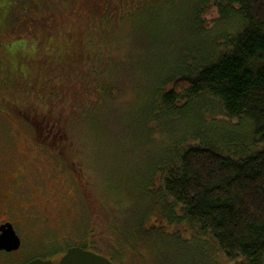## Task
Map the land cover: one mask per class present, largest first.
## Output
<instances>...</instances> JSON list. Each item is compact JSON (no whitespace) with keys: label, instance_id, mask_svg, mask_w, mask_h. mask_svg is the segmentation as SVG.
Masks as SVG:
<instances>
[{"label":"trees","instance_id":"trees-1","mask_svg":"<svg viewBox=\"0 0 264 264\" xmlns=\"http://www.w3.org/2000/svg\"><path fill=\"white\" fill-rule=\"evenodd\" d=\"M170 5L178 20L162 17L161 7ZM16 32L23 44L7 51L17 63L0 70V113L24 115L35 94L60 101L58 120L34 117V135L41 145L55 144L64 159L80 150L67 141L76 129L97 111L127 109L130 94L139 93L134 121L145 132L193 116L176 129L181 133L168 160L132 195L123 184L115 188L121 196L108 192L111 207L100 208L98 220L88 208L93 197L87 199L93 252L113 264H138L168 237L175 246L208 245L206 260L213 253L238 264L262 263L264 0H0V36ZM195 42L202 50L190 47ZM140 84L148 88L138 90ZM63 86L75 105L69 95L55 96ZM45 100L38 105L47 107ZM60 117L72 123L69 129ZM242 122L252 124L248 141L222 145L207 136L219 123ZM115 136L130 147L122 134Z\"/></svg>","mask_w":264,"mask_h":264},{"label":"rangeland","instance_id":"rangeland-1","mask_svg":"<svg viewBox=\"0 0 264 264\" xmlns=\"http://www.w3.org/2000/svg\"><path fill=\"white\" fill-rule=\"evenodd\" d=\"M174 8V5H170L166 8L161 7V11H164L162 17L167 18V21L178 20L177 15L176 18H174ZM170 12L173 14L172 17L169 14ZM225 26L226 24L223 27ZM17 38H19L18 32L13 35L0 36V70L5 68L8 64L7 62L17 63V60H19L18 56H16V59H12L10 55L11 51H16L17 48L21 46V43L23 44V41ZM6 41L8 44L5 43ZM190 47H193L197 52L202 50L198 42L193 43ZM7 51L10 52L7 53ZM30 52L31 51L24 53L32 55ZM22 66L25 68L26 65L24 64ZM9 67L10 71H12L13 67ZM20 70L22 71V69ZM3 76L4 74L0 72V78ZM77 86L78 87H73L74 91L81 87L80 85ZM142 86L146 85L140 84L138 90ZM146 87L148 88V86ZM59 91L60 93H55V96L62 94L63 97H58V99H66V96L69 95L71 100L73 92L71 93V90L69 91L66 86H63L56 92ZM38 93L40 94L41 92ZM83 95L84 93L78 95V99L80 100ZM138 95H129L131 102L128 104L127 109L121 107L117 109V107H114L110 112L106 109L97 111L94 120L90 123H86V125L83 126V130L76 129L75 136L69 135L72 142L68 138V143L73 144L74 147H79L80 150L76 151L74 155L71 154L67 159L66 157L65 159L62 158L63 156L60 154L59 148H57L55 144H49L48 146L41 145L37 142L34 135V129L37 128L36 119H40L42 115L47 116V121L52 119L58 120L56 112L62 108V105L59 104L60 101H57V99L56 101H47L45 97L38 98L35 94L28 103L31 111L24 115L22 114L19 117L16 112H5V110L3 114L0 113V173L2 172L0 176L6 177L9 170L17 171L20 170L21 166L24 171V182H26L30 190L33 191L30 192L28 196L18 199V206H20L22 210L27 206V211H29L28 206L32 197L33 200L51 197V203L52 206L54 205L53 208L55 212L57 209L64 210L61 219L67 221L65 224H71L69 234H66L65 229H60V235H62L63 231L65 232L64 235H75L74 232L79 231V229L83 227V223L85 228L90 224V215L87 210L86 201H91L93 197L95 201L94 206L91 207V204H89L88 208L94 210L97 215L94 219L98 220L99 213L102 216L100 208L101 210H107L108 207H111V203L105 199H111V194L113 197L121 196L117 195L119 193L116 191V187L123 184L130 195L135 187L144 183L147 176L153 171L155 165L162 164L168 160L175 135L181 133V130L179 131L176 129L182 127L181 125L184 121H186L185 123L187 125L190 121L189 119L193 116H191V113L187 112L186 116L183 114L180 118H177L179 121L173 125L167 122L156 132L155 127L151 130V133L145 132V128L134 121L136 112H139L141 106L140 101H138ZM41 99L47 101L45 102L48 105L47 107H43L42 104L41 106L38 105L37 101ZM134 99L138 101V104H136L135 101L134 104H132V100ZM73 101L74 98H72V104H74ZM55 102V108H52ZM132 107H134L135 110L130 111ZM2 111L3 110H0V112ZM60 118L63 119V117ZM47 121L43 120L42 123L49 126ZM62 123L65 127H68V129L72 125L66 118L62 120ZM250 124L251 122H242L233 126L231 124L226 125L225 123H219L216 127L217 131H210L207 136L215 140L218 139L222 145L225 143L228 144V142L234 144L239 141H248L251 131L248 125ZM185 130H191V127L187 126ZM119 134H122V136L127 139L128 145L130 146L128 149H124L125 141L121 145L115 141V135ZM111 138L114 139L113 142ZM70 146L69 148H71ZM73 171L74 173H80L79 179L82 184H78V186L75 184L73 180ZM68 187H71L70 190L74 195L72 202L69 200L68 202H70L71 208L76 213V220H74L76 216L71 218L68 213H66L68 203L65 202L66 196L63 194L62 189H67ZM111 190V194H107ZM83 191L84 193H82ZM101 194L104 199L100 197ZM14 208L17 209V205H15ZM115 209V211L121 212V208L117 205ZM33 211L40 213V210L36 208H33ZM132 216L134 217L136 215L133 214ZM41 230V227L34 228L35 233ZM163 239L166 243L162 242V239L159 238L158 240L162 242V247L157 249L152 257L146 253L145 259L142 261L139 260L138 264L239 263V261H229L224 258L220 259L218 255L216 256L213 253L211 257H209L210 259L207 258L206 260L204 255L207 256L210 252L208 250L209 246L205 244L199 245L195 241H189L187 244L175 246L171 241H168V237H164ZM8 264L20 263H13L11 261ZM261 264H264V257Z\"/></svg>","mask_w":264,"mask_h":264},{"label":"flooded vegetation","instance_id":"flooded-vegetation-1","mask_svg":"<svg viewBox=\"0 0 264 264\" xmlns=\"http://www.w3.org/2000/svg\"><path fill=\"white\" fill-rule=\"evenodd\" d=\"M23 172V167L20 166V170H9L6 177L0 176V236L3 232L1 228L8 224L12 227L16 236L19 237V246L15 250L0 249V264H8L11 261L13 263L27 264V262L37 258L55 262L59 261L61 256L70 247L74 246L93 251L87 245L89 236L84 223L79 231H73L75 235H64V231L60 235V229H65L66 234H69L71 224H65L67 221L61 219L64 210L57 209L55 212L54 205L52 206L51 203V197L35 200L32 197L28 206L29 211H27V206L23 210L18 206V199L26 197L30 192H33L30 190L29 185L24 182ZM73 176V180L77 186L78 184H82L79 179V172L74 173L73 171ZM70 188L62 189V192L66 196L65 202L68 203L66 213L73 218L76 216V213L70 204L74 197ZM15 205H17V209L14 208ZM33 208L39 209L40 213L34 212ZM76 219L77 216L74 220ZM35 227H41L42 230L35 233Z\"/></svg>","mask_w":264,"mask_h":264},{"label":"water","instance_id":"water-1","mask_svg":"<svg viewBox=\"0 0 264 264\" xmlns=\"http://www.w3.org/2000/svg\"><path fill=\"white\" fill-rule=\"evenodd\" d=\"M7 226V227H5ZM6 228V229H5ZM0 249L15 250L19 246V237L16 236L10 225H4L1 230ZM27 264H113L106 256L96 254L82 247H70L59 261L41 260L39 258L27 262ZM115 264V263H114Z\"/></svg>","mask_w":264,"mask_h":264}]
</instances>
